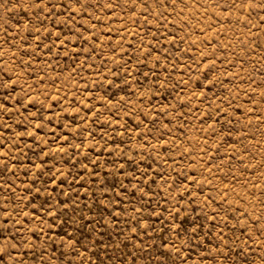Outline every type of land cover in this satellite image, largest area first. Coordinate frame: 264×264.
<instances>
[{
    "label": "rangeland",
    "instance_id": "obj_1",
    "mask_svg": "<svg viewBox=\"0 0 264 264\" xmlns=\"http://www.w3.org/2000/svg\"><path fill=\"white\" fill-rule=\"evenodd\" d=\"M0 105L6 264H264V0H0Z\"/></svg>",
    "mask_w": 264,
    "mask_h": 264
},
{
    "label": "snow or ice",
    "instance_id": "obj_2",
    "mask_svg": "<svg viewBox=\"0 0 264 264\" xmlns=\"http://www.w3.org/2000/svg\"><path fill=\"white\" fill-rule=\"evenodd\" d=\"M40 3L43 4L44 0H40ZM0 107H2V105H0ZM5 250H4V246L2 244H0V257H2V259H0V264H6L5 261Z\"/></svg>",
    "mask_w": 264,
    "mask_h": 264
}]
</instances>
